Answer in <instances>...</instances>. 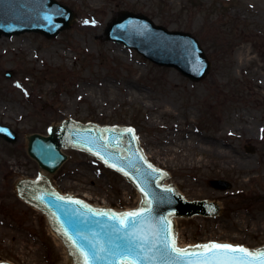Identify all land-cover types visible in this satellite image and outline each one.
Listing matches in <instances>:
<instances>
[{
	"label": "rangeland",
	"instance_id": "obj_1",
	"mask_svg": "<svg viewBox=\"0 0 264 264\" xmlns=\"http://www.w3.org/2000/svg\"><path fill=\"white\" fill-rule=\"evenodd\" d=\"M56 1L76 14L58 37L0 36V123L17 135L13 144L0 138V262L63 261L45 218L15 192L18 181L42 173L27 155L28 136L46 135L62 119L132 127L149 161L168 174L164 182L188 201L221 204L213 218L174 221L182 244L263 246L264 0ZM121 11L190 33L210 61L208 75L191 82L106 41V25ZM170 136L192 142V157L154 156ZM248 144L254 153L244 151ZM62 152L66 161L48 176L59 194L117 212L136 207L139 194L120 175L81 151ZM215 155L233 163H214ZM210 180L229 189L215 190Z\"/></svg>",
	"mask_w": 264,
	"mask_h": 264
},
{
	"label": "water",
	"instance_id": "obj_2",
	"mask_svg": "<svg viewBox=\"0 0 264 264\" xmlns=\"http://www.w3.org/2000/svg\"><path fill=\"white\" fill-rule=\"evenodd\" d=\"M74 19L75 14L72 11L54 0H0V36L11 37L25 32H34L51 39L61 31L68 29L74 23ZM105 39L123 43L126 47H132L159 66L173 67L191 81L204 79L210 70L209 61L197 41L190 34L169 32L163 27L155 26L148 18L140 14L119 12L117 18H113L108 23L105 29ZM11 75L12 73L6 74L7 77ZM63 120L65 119L54 126V130L60 129L58 126ZM0 137L10 143H14L17 138L15 133L1 125ZM63 139L64 146L77 147L94 154L107 166L119 171L135 184L143 197L142 207L138 211L150 209V211H145L146 222L143 223L138 233L140 235H145L149 231L159 232L161 226H167L171 229L170 238L175 239L171 222L173 216H189L214 211L212 205H206L204 202L186 203L173 187L162 186L161 181L165 174L146 161L138 148L133 131L69 124L66 125ZM245 149L247 152H253L250 147H245ZM62 150L72 149L63 148ZM28 154L38 161L42 169L49 173H53L65 159V156L59 151V143L52 131H49V137L31 135L28 143ZM83 154L86 153L83 152ZM90 157L103 165L97 159ZM34 163L37 165L35 161ZM105 169L110 170L106 167ZM40 171L42 172L41 169ZM111 172L116 173L112 170ZM121 178L124 177L121 176ZM127 183L132 186L128 181ZM209 184L215 189L225 190L229 188V185L222 181H210ZM18 187L22 198L39 207L48 215L52 226L63 238L73 255L75 264H83L84 259L81 255L80 242L76 238L77 233L92 240H99L101 246L106 243L108 238L102 234L100 236L92 235L94 232H100L96 221L105 224H111L114 221H108L107 217L93 216L92 214L101 212L110 214L111 212L94 210L81 202L78 204L71 203L70 201H77L73 199L63 197V200H58L57 197L61 196L49 189L43 179L36 182H24ZM133 189L136 191L134 187ZM15 192L18 197L16 187ZM18 199L21 200L19 197ZM138 205L139 202L136 207ZM41 215L45 218L42 213ZM214 215L208 217L213 218ZM201 217L203 218V216ZM145 218H141V220L144 221ZM184 219L187 218L180 217L175 220ZM47 227L52 232L48 222ZM52 233L56 240L60 239L54 231ZM163 237L164 233L161 232L160 238L163 239ZM61 247L65 248L62 241ZM147 248L148 246L145 245L144 255L154 256L155 259L140 261L139 264H188L189 261L197 259L191 255L184 257L183 260L176 258L174 254L165 257L159 254L156 249L147 251ZM65 250L67 249L65 248ZM187 250L189 253L203 251L197 248H188ZM261 251L264 249L252 253ZM230 255L240 254L231 253ZM68 258L72 263L71 256ZM248 259L255 262L257 257H248ZM89 264H92L91 260H89ZM97 264H104V262L100 261ZM117 264H124V261L117 259Z\"/></svg>",
	"mask_w": 264,
	"mask_h": 264
},
{
	"label": "snow or ice",
	"instance_id": "obj_3",
	"mask_svg": "<svg viewBox=\"0 0 264 264\" xmlns=\"http://www.w3.org/2000/svg\"><path fill=\"white\" fill-rule=\"evenodd\" d=\"M87 23V21H85ZM131 132V129H127ZM153 171H156L153 169ZM63 200V197H57ZM71 203H80L79 201H70ZM145 211H133L127 213L101 212L93 213V216L99 215L107 217L108 221H114L111 224L96 221L100 232L92 233L93 236L107 237L106 243L101 246L99 240L89 239L80 233L76 234L77 240L81 245V255L84 257L83 264H92L103 261L104 264H117V259L123 260L124 264H139L140 261L154 260V256L144 255L146 251L145 245L148 246L147 251L156 249L162 256L174 254L176 258L183 260L186 256H195L196 260L189 261L188 264H264V251L252 253L242 247H234L230 244L210 243L203 245H195V248L202 249L201 252L189 253L187 249L176 247L174 238H170L171 229L167 226H161L159 232L149 231L145 235L138 234L146 222ZM141 218H145L144 221ZM164 233L163 239L160 233ZM151 237V239H150ZM231 253H239L240 255H230ZM248 257H257L255 262Z\"/></svg>",
	"mask_w": 264,
	"mask_h": 264
},
{
	"label": "bare ground",
	"instance_id": "obj_4",
	"mask_svg": "<svg viewBox=\"0 0 264 264\" xmlns=\"http://www.w3.org/2000/svg\"><path fill=\"white\" fill-rule=\"evenodd\" d=\"M104 34H105V32H104ZM139 140L140 139H138L137 141L139 142ZM191 144H192V142L191 143L186 142L180 136H179V138H175V137L170 136V137H168L167 143L165 144V146H162L161 143H160V145H158L157 151L154 152V156L158 157L159 155H161V153H164L167 156L168 155L171 156L172 159L186 161L189 159V155L192 157V155L190 154V148L193 147V145H191ZM166 146H167V148H165ZM145 157L148 160V156L145 155ZM215 157H216L215 159L212 158V161L214 163H222L225 167L227 166V164L233 163V159L230 156L215 155ZM198 163L202 164L201 161H198ZM170 186L174 187L175 185L171 183ZM185 200H187V199H185ZM213 204L217 207L218 210L221 209V204L218 201L214 202ZM103 207H107V206L104 205ZM57 241H58V246L60 247V250L63 253V261L61 262V264H71V261H69V258H68L67 250H65V248L61 247L60 239H57ZM180 243L182 246H184V244H182V242H180Z\"/></svg>",
	"mask_w": 264,
	"mask_h": 264
}]
</instances>
